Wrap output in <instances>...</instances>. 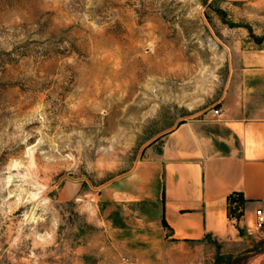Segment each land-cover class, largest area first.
Listing matches in <instances>:
<instances>
[{
	"label": "rangeland",
	"instance_id": "rangeland-1",
	"mask_svg": "<svg viewBox=\"0 0 264 264\" xmlns=\"http://www.w3.org/2000/svg\"><path fill=\"white\" fill-rule=\"evenodd\" d=\"M258 47L264 0H0V264H137L104 185L219 108Z\"/></svg>",
	"mask_w": 264,
	"mask_h": 264
},
{
	"label": "crops",
	"instance_id": "crops-1",
	"mask_svg": "<svg viewBox=\"0 0 264 264\" xmlns=\"http://www.w3.org/2000/svg\"><path fill=\"white\" fill-rule=\"evenodd\" d=\"M242 57L239 84L216 109L220 115L214 109L181 122L164 135L159 155L104 185L100 200L118 212L107 222L129 226L130 216L133 238L147 246L137 264H264V237L245 229L264 209V47ZM233 194L243 198L237 223Z\"/></svg>",
	"mask_w": 264,
	"mask_h": 264
},
{
	"label": "built area",
	"instance_id": "built-area-1",
	"mask_svg": "<svg viewBox=\"0 0 264 264\" xmlns=\"http://www.w3.org/2000/svg\"><path fill=\"white\" fill-rule=\"evenodd\" d=\"M214 114L216 116L220 115L219 110H215ZM237 194L231 195L229 198V211L231 220L237 222L243 221L242 211H241V204L235 200ZM246 232L249 236H259L264 237V209L257 208L255 210V221L253 224H246L245 225ZM128 261V260H127Z\"/></svg>",
	"mask_w": 264,
	"mask_h": 264
},
{
	"label": "trees",
	"instance_id": "trees-1",
	"mask_svg": "<svg viewBox=\"0 0 264 264\" xmlns=\"http://www.w3.org/2000/svg\"><path fill=\"white\" fill-rule=\"evenodd\" d=\"M235 200L238 202V204H242L243 203V198H242V196L240 194H237V197H236Z\"/></svg>",
	"mask_w": 264,
	"mask_h": 264
}]
</instances>
